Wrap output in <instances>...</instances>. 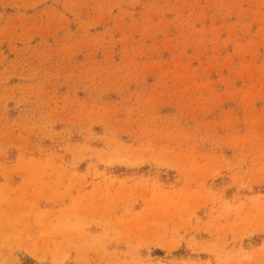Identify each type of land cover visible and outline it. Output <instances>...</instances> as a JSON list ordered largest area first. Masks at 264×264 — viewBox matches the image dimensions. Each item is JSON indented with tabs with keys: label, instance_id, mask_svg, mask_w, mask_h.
Masks as SVG:
<instances>
[{
	"label": "rangeland",
	"instance_id": "obj_1",
	"mask_svg": "<svg viewBox=\"0 0 264 264\" xmlns=\"http://www.w3.org/2000/svg\"><path fill=\"white\" fill-rule=\"evenodd\" d=\"M0 264H264V0H0Z\"/></svg>",
	"mask_w": 264,
	"mask_h": 264
}]
</instances>
